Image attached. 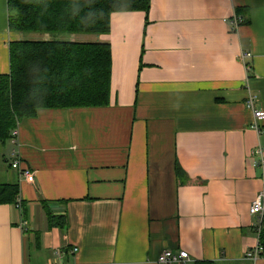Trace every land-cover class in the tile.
<instances>
[{
	"label": "crops",
	"instance_id": "crops-1",
	"mask_svg": "<svg viewBox=\"0 0 264 264\" xmlns=\"http://www.w3.org/2000/svg\"><path fill=\"white\" fill-rule=\"evenodd\" d=\"M8 18L0 0V74L11 42L53 39ZM60 39L111 44L110 104L40 109L0 143V184H18L24 204H0V264H159L166 250L187 251L185 264H264L246 257L263 189L264 0H151L113 13L108 34Z\"/></svg>",
	"mask_w": 264,
	"mask_h": 264
},
{
	"label": "trees",
	"instance_id": "trees-1",
	"mask_svg": "<svg viewBox=\"0 0 264 264\" xmlns=\"http://www.w3.org/2000/svg\"><path fill=\"white\" fill-rule=\"evenodd\" d=\"M7 4L12 31L102 35L111 31L113 13H147L151 0H7ZM241 13L243 9L238 10ZM112 70L110 43L60 38L11 42L10 73L0 74V143L6 144L18 124L40 109L109 105ZM19 196L18 184H0V204H16ZM51 219L65 225L63 218ZM259 244L264 256V223Z\"/></svg>",
	"mask_w": 264,
	"mask_h": 264
},
{
	"label": "built area",
	"instance_id": "built-area-1",
	"mask_svg": "<svg viewBox=\"0 0 264 264\" xmlns=\"http://www.w3.org/2000/svg\"><path fill=\"white\" fill-rule=\"evenodd\" d=\"M244 22V17L240 14H235L230 19V24L232 25V28H238L240 25H242ZM251 56V53H247L242 55V57H248ZM248 68L251 69L252 66L248 65ZM254 97H250L248 100V105L250 107H253L254 105ZM254 117L256 120V126L255 128H259L258 124L259 121L264 120V110H255L254 111ZM18 136V132L16 130L12 131L11 134V141L16 144V138ZM254 154L259 157V160L256 162V164L260 167L262 172V181H263V189L258 193L257 197L253 201V203L250 206V213L254 216H256L259 219L258 223V234H260L263 223H264V148L259 146L254 150ZM14 160L12 161V167L20 170V176L24 178L25 180L29 182L35 181V174L28 168H21L19 159L16 158V154L14 152L13 154ZM22 200L19 196L18 201L16 205L21 208ZM78 249L75 248V251ZM262 246L258 244V246L252 250L248 251L246 254V257L254 261L255 263L260 259L262 256ZM190 255L187 251H180L178 253L173 252L171 250L164 251L158 258L159 264H185L189 262ZM49 264H59L58 262H52Z\"/></svg>",
	"mask_w": 264,
	"mask_h": 264
},
{
	"label": "rangeland",
	"instance_id": "rangeland-1",
	"mask_svg": "<svg viewBox=\"0 0 264 264\" xmlns=\"http://www.w3.org/2000/svg\"><path fill=\"white\" fill-rule=\"evenodd\" d=\"M26 34H29V33H26ZM41 34L42 33H30V35H33L32 37H30V38H35V37H41ZM62 35H65V34H57V33H55V34H51V36L53 37V38H55V39H57V38H60V37H62ZM69 35V34H68ZM70 35H72V34H70ZM37 40V39H36ZM9 161H11V159H9Z\"/></svg>",
	"mask_w": 264,
	"mask_h": 264
}]
</instances>
